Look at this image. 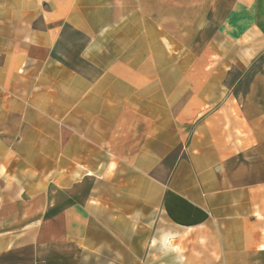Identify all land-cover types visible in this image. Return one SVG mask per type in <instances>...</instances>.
Segmentation results:
<instances>
[{
    "label": "crops",
    "instance_id": "obj_1",
    "mask_svg": "<svg viewBox=\"0 0 264 264\" xmlns=\"http://www.w3.org/2000/svg\"><path fill=\"white\" fill-rule=\"evenodd\" d=\"M0 264H264V0H0Z\"/></svg>",
    "mask_w": 264,
    "mask_h": 264
}]
</instances>
